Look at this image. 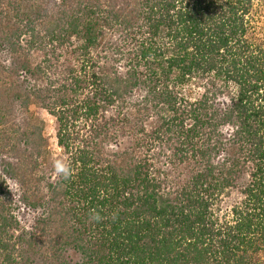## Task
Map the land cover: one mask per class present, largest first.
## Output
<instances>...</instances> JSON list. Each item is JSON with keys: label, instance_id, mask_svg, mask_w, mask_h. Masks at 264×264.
Here are the masks:
<instances>
[{"label": "trees", "instance_id": "1", "mask_svg": "<svg viewBox=\"0 0 264 264\" xmlns=\"http://www.w3.org/2000/svg\"><path fill=\"white\" fill-rule=\"evenodd\" d=\"M256 3L0 0V264H264Z\"/></svg>", "mask_w": 264, "mask_h": 264}, {"label": "rangeland", "instance_id": "2", "mask_svg": "<svg viewBox=\"0 0 264 264\" xmlns=\"http://www.w3.org/2000/svg\"><path fill=\"white\" fill-rule=\"evenodd\" d=\"M253 16L255 17L256 20H258V26L264 29V0H257L255 9L253 11ZM31 110L37 117H39L41 120L45 122L46 128L44 135L50 146L52 153L54 154V157L60 155L61 150L57 146L54 124L51 117L44 110H41L39 108L32 107ZM13 189L14 188H12V190Z\"/></svg>", "mask_w": 264, "mask_h": 264}, {"label": "clouds", "instance_id": "3", "mask_svg": "<svg viewBox=\"0 0 264 264\" xmlns=\"http://www.w3.org/2000/svg\"><path fill=\"white\" fill-rule=\"evenodd\" d=\"M54 174L67 179L71 175L70 167L65 164L62 159H56L53 162ZM94 219H98V217H93Z\"/></svg>", "mask_w": 264, "mask_h": 264}]
</instances>
